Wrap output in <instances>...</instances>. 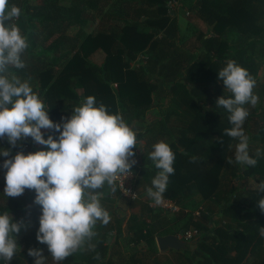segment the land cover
<instances>
[{
    "label": "trees",
    "instance_id": "16d2710c",
    "mask_svg": "<svg viewBox=\"0 0 264 264\" xmlns=\"http://www.w3.org/2000/svg\"><path fill=\"white\" fill-rule=\"evenodd\" d=\"M169 1L9 0L10 6L21 9L20 18L13 22L29 43L22 57L26 67H10L9 71L22 79L32 78L34 90L56 123L58 99L63 102L76 95L78 88H84L78 97L88 96L90 90L99 87L98 82L85 83L86 75L109 86L118 82V98L129 92L131 101L130 81L137 77L134 96L141 97L138 106L145 112L154 107L156 91L162 88L160 95L168 102L161 105V126L168 131L169 146L175 153L174 173L169 176L163 198L181 206L178 219L196 195L208 202V213L201 219L194 221L192 215L187 216L185 230L192 226L197 232L189 241L193 249L173 250L177 256L175 263L169 264H241L252 243L261 239L260 228L264 227V212L258 206L264 192L244 185L250 178L264 181V0H180L172 11ZM91 9L104 22L96 32L89 31ZM177 9L190 12V19L195 21L192 25L204 23V30L195 28L194 42L184 39ZM116 17L121 23L111 24ZM100 48L106 53L102 67L89 58ZM229 60L247 68L256 81L253 92L259 102L255 107L245 105L249 116L243 125L250 138V155L257 159L254 167L235 162L237 141L225 134V129L232 127L230 114L216 106L218 97L231 95L218 79L219 70ZM136 61L141 64L134 68ZM152 73L162 85L147 78ZM41 132L45 139L57 137L51 129ZM10 147L6 138L0 139V151ZM257 149L259 157L255 155ZM20 150L27 153L46 150V146L29 137L12 148L11 154ZM5 159L0 155V213L8 211L13 221H23L30 230L23 237L25 248L19 249L10 262L0 259V264H34L29 248L43 249L46 264H56L47 245L36 239L41 207L34 202L35 191L26 189L15 198L3 194ZM133 168L134 183L140 177L141 185L159 171L154 164L147 167L136 163ZM213 205L226 221L214 222ZM113 214L107 225L98 227L97 223V235L90 242L60 264H159L157 236L164 232L155 233V223L149 224L146 216ZM113 236L115 241L110 244ZM127 237L136 244L134 248L125 246ZM141 243L145 247H139Z\"/></svg>",
    "mask_w": 264,
    "mask_h": 264
},
{
    "label": "clouds",
    "instance_id": "9594fccd",
    "mask_svg": "<svg viewBox=\"0 0 264 264\" xmlns=\"http://www.w3.org/2000/svg\"><path fill=\"white\" fill-rule=\"evenodd\" d=\"M20 16L18 6L0 0V139L6 138L12 146L0 151L6 157L3 194L15 198L26 189L35 191L34 202L41 207L36 239L47 245L53 261L60 264L97 235V222L109 223L100 190L107 185L115 191L121 176L132 175L137 132L119 112H110L93 95L84 98L70 118L53 122L44 100L34 90L32 78L22 79L9 71L10 67H26L22 57L29 43L13 22ZM218 79L231 93L218 97L216 106L230 114L232 127L225 129V134L237 141L235 162L254 167L257 159L250 155V138L243 125L249 116L245 105L255 107L259 102L253 92L256 81L247 68L233 60L219 70ZM41 129L54 130L58 138L49 135L45 139ZM29 137L46 146V150H20L12 155V148ZM255 155H261L259 149ZM149 159L159 171L147 188V195L160 205L169 176L174 173L175 153L168 143L159 141L153 145ZM257 191L264 192V182L258 184ZM131 198L135 199V193H131ZM258 206L264 212V197L258 200ZM22 226L23 221H13L8 211L0 213V259L10 262L20 249L13 234H19ZM260 235L264 236V227L260 228ZM28 255L34 258V264H46L43 249L29 248Z\"/></svg>",
    "mask_w": 264,
    "mask_h": 264
},
{
    "label": "crops",
    "instance_id": "0c3cea01",
    "mask_svg": "<svg viewBox=\"0 0 264 264\" xmlns=\"http://www.w3.org/2000/svg\"><path fill=\"white\" fill-rule=\"evenodd\" d=\"M107 8L108 6L104 8V10H106ZM91 10H92V15L89 16L91 20L89 21L88 26H96L99 24L101 26L100 29H102L104 22L100 20L101 18L96 15L93 9ZM176 11L184 39H187L185 38L184 35V33H186L187 31L185 30L187 27L192 30L194 39H195V28L203 29V30L205 29V25L201 21L198 22L200 24H198L197 26L192 25L193 23H195V21L190 19V17L187 24H185L183 22V19H181L183 18L184 15L189 16L186 14L185 9H177ZM120 23L121 22L119 21L118 17L112 18L111 24H120ZM89 58L91 62L97 64V66L99 67H102L106 60V53L102 48L96 49L94 52L90 54ZM140 64L141 61H136L133 66L135 68V66L138 67ZM154 71L155 70H153V72ZM91 77L92 76L90 75H86L85 83H92V85L93 84L95 85L98 82L99 87L97 89L90 90L88 96L89 95L95 96L97 103H101V102L104 103L110 112H119L123 116V118L129 123V125L136 130L137 145L134 148V152H135L134 158L136 160V163H141L143 165H146L147 167L152 166L154 163L151 159H149V153L153 150V145L159 141H165L166 143L170 144L171 141L168 131L166 130L165 127L161 126V120H162L161 105H165L168 102V99L164 97V95H160L163 94L162 92L160 93V91H162V88H158V91H156L158 98L155 99L154 107L145 112V110H142L141 107L138 106L139 105L138 103H142L143 101L141 97L134 96V91L138 86L137 77L133 76L130 81V88H132L130 89L132 92L131 96L134 101L130 100L129 98L130 95H128L129 92H127V94L123 96V99L118 98V95L116 93L118 89V82H114L112 85L109 86L106 83H101L99 79L91 80ZM147 78L155 84L162 85L161 79L155 73H152ZM76 92H77L76 95H72L71 97H68V99H65L63 102H60L59 99L57 100L56 119L58 123H62L64 119L70 118L73 109L76 106H78L84 98L87 97L85 95L82 97H78L84 94V88H78ZM105 92H108L109 95L106 96ZM49 130L50 129H41V131H43L44 133H48ZM58 135L59 134L57 133L56 138H58ZM133 167L132 170H134ZM139 181H140V177L138 181L134 183V186L136 187V189L139 190L141 195V198L136 201H129L128 199L121 197L117 186L115 188V191H112L110 188H108L107 185L105 186L104 189L100 190L103 192V198L101 199V204L108 211L109 214H112L110 215V219L112 220L114 219V214H113L114 212H118L120 216H128L131 214L137 215L139 217L146 216L148 218L147 221L149 222V224L155 223L156 225L154 230L155 233L159 231L164 232L163 235H159V236H164L168 234L179 235L182 231L185 230V224L188 215H192L193 220L195 221L193 216V211L200 207L198 206V204L204 203L205 206L208 204V202L202 200L199 195H196L194 202L191 203L189 208L184 209L185 212H183L181 219H178L181 211L172 214V213L164 212L161 209L151 208L149 206V203L153 201L147 195V188L152 186L151 183L152 178L145 181L147 188L145 184L143 185L139 184ZM260 182H264V181H257L256 178H250L245 182L244 185H246L247 188L255 189L257 191V186ZM213 208H215L214 205ZM211 216L214 222L226 221V218H224L220 212H217L216 208L215 211L211 213ZM97 223L99 227L101 223L100 222ZM191 228L193 227L191 226ZM27 230H30V228H28ZM96 232H98V228L96 229ZM115 232L116 229L113 230L112 235H114ZM114 241H115V236H113V238H111V240L108 242L112 244L114 243ZM134 244L135 243L131 241L130 237H127L125 239L126 247H130L132 249L134 248ZM139 247H145V243H141ZM191 249L193 248L191 247ZM173 250L174 249H171L165 252L159 250L158 255L165 256L167 257V259L173 261V259H175L176 257L171 258V255L177 256V254ZM241 264H264V236H261V239L258 242L252 243V245L249 248V251L247 252Z\"/></svg>",
    "mask_w": 264,
    "mask_h": 264
},
{
    "label": "built area",
    "instance_id": "2783aa9c",
    "mask_svg": "<svg viewBox=\"0 0 264 264\" xmlns=\"http://www.w3.org/2000/svg\"><path fill=\"white\" fill-rule=\"evenodd\" d=\"M179 3H180V0H170L168 2L169 10L171 11L175 10L177 6L179 5ZM186 14L189 15L190 12L187 11ZM134 180H135V173L132 170V175H130L127 178L121 176L116 181V186L119 190L120 196L128 199L129 201H136L141 198L139 190L136 189V187L134 186ZM127 192L129 193L128 195H126ZM131 193H135V199L131 198ZM149 206L151 208L161 209L164 212H168L172 214L182 211L181 206L175 200L168 198V197L163 198V202L160 205H156L154 202H150ZM205 213H207L205 206H200L199 208L193 211L194 219L198 220ZM196 234H197L196 230L191 228V229L182 231L179 234V237L189 242L196 236Z\"/></svg>",
    "mask_w": 264,
    "mask_h": 264
},
{
    "label": "rangeland",
    "instance_id": "374dc122",
    "mask_svg": "<svg viewBox=\"0 0 264 264\" xmlns=\"http://www.w3.org/2000/svg\"><path fill=\"white\" fill-rule=\"evenodd\" d=\"M181 19H183V22L185 24H187V22L189 21V16L184 15L183 18H181ZM97 30H100V25L99 24L96 25V26H90L89 27V31L90 32H96ZM185 30H187L186 33H184L185 38H187L188 41L193 42L194 37H193V34H192V30L190 28H188V27ZM201 205L205 206L204 203H199L198 204V206H201ZM28 228L29 227L27 225H23L21 227V230H20L19 234H15V233L13 234L14 236H16V242L19 245L20 250L25 248V245L23 243V237H24V235L26 233H28V231H29V230H27ZM135 246H136V244H134V247ZM127 248L129 249L130 247H127ZM175 257H176L175 255H171V258H175ZM157 260H158L159 264H169L172 261V260H169V259H167V257L162 256V255L161 256L158 255L157 256ZM173 262L175 263L174 259H173Z\"/></svg>",
    "mask_w": 264,
    "mask_h": 264
},
{
    "label": "water",
    "instance_id": "95a60500",
    "mask_svg": "<svg viewBox=\"0 0 264 264\" xmlns=\"http://www.w3.org/2000/svg\"><path fill=\"white\" fill-rule=\"evenodd\" d=\"M157 245L160 251L165 252L171 249L186 250L193 248L192 244L182 239L177 234H168L157 237Z\"/></svg>",
    "mask_w": 264,
    "mask_h": 264
}]
</instances>
